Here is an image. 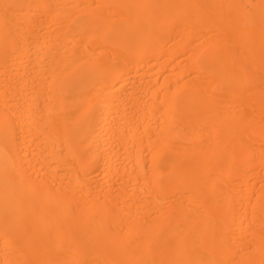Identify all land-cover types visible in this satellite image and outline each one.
<instances>
[{
    "label": "bare ground",
    "instance_id": "1",
    "mask_svg": "<svg viewBox=\"0 0 264 264\" xmlns=\"http://www.w3.org/2000/svg\"><path fill=\"white\" fill-rule=\"evenodd\" d=\"M0 209L79 211L71 264H264V0H0Z\"/></svg>",
    "mask_w": 264,
    "mask_h": 264
},
{
    "label": "rangeland",
    "instance_id": "2",
    "mask_svg": "<svg viewBox=\"0 0 264 264\" xmlns=\"http://www.w3.org/2000/svg\"><path fill=\"white\" fill-rule=\"evenodd\" d=\"M5 211V212H4ZM15 211H18V210H10V209H0V231L5 235V233H4V231H5V229L3 228V226L8 230L9 228V230H10V232H11V230H12V228H14V226H15V229H17V230H15V229H13L14 230V232L16 231V232H18V233H16L17 234V236L15 237V233H13V236L11 237V240H12V243L13 244H15V243H17L18 241H16V239H20L21 240V242H23V247L22 246H19V245H17V244H15V245H13V246H11L12 245V243L10 244V242H9V238L5 241V239H4V236H1L2 237V241L0 240V244L2 245V246H0V247H3V248H0V250L3 252V256L5 257V258H3V256H2V261L3 260H5L4 261V263L6 264V262H10V263H12L11 262V258L10 257H13V260H15V259H17V258H15L14 259V257L16 256V255H12V256H8L7 254H4V251L6 252V243L7 242H9L8 244H9V248H10V246H11V248L10 249H12V251H13V247H18V248H14V253H16V254H18V253H23V252H26V253H24V257L23 258H25L24 260H23V258H22V260H23V262H20L21 264L23 263H27V264H36V263H38V264H45V263H43L42 261H46V262H48L49 264H71V262H70V259H71V257L70 256H73L75 253H76V255L77 256H79L80 258H78L76 261L78 262H80L82 259H86V258H91V252H92V250H90V249H93V246H94V244L97 242V240H98V234L96 233V231H95V229L93 228V227H89V226H87L86 224H85V222H83V223H79V221L81 222L82 221V219H83V221H85L84 220V217L82 218L81 216H79V215H77L78 216V218H80L81 217V219H78L77 218V216L75 215L77 212H79V211H77V212H75V214H68V215H61L60 214V212H65V213H69V211L70 212H74L73 210H64V211H59V210H57V211H55V210H51V212H52V214H50V211H47V210H33V213L32 214H30V216L32 217V218H29V216H27L28 214H26V213H28L27 212V210L25 211V212H23V210L22 211H19V213L18 212H15ZM45 212H47L44 216H43V214ZM56 214H55V213ZM5 213H6V215H5ZM48 213H49V215L50 216H52V217H50V216H47L48 215ZM41 214V215H40ZM78 214V213H77ZM16 215V216H15ZM18 215H20L19 216V218L21 219H18L17 217H18ZM33 215V216H32ZM35 216H38V218L37 217H35ZM40 216H42V218H41V220L39 221V218H40ZM58 216V217H57ZM68 216V217H67ZM72 216V217H71ZM8 217V218H7ZM45 217V218H44ZM49 217V218H48ZM7 218V219H6ZM13 218V219H12ZM22 218L23 219H25L24 221L22 220ZM34 218V219H33ZM43 218H44V220H43ZM46 218H48V219H50L51 218V222H50V224H52L53 226L51 227V225L49 224V223H47L48 222V220H45ZM53 218V219H52ZM59 218V219H58ZM77 218V219H76ZM5 219V220H4ZM31 219H33V220H31ZM54 219H56V220H54ZM17 220H19V221H17ZM43 220V221H42ZM76 220V221H75ZM10 221V222H9ZM15 221V222H14ZM19 222V223H17V222ZM31 221V222H30ZM50 221V220H49ZM78 221V222H77ZM3 222H4V224H3ZM8 222V223H7ZM13 222V223H12ZM20 222H21V224H20ZM27 222V223H26ZM31 223V225H32V227H31V225H29L30 223ZM76 222V223H75ZM10 223V224H9ZM15 223L17 224V226L15 225ZM26 225H25V224ZM79 223V224H78ZM9 225V227L7 226V225ZM19 224V225H18ZM14 225V226H13ZM22 225V226H21ZM19 226L21 227V228H19ZM68 226V227H67ZM76 226H77V228H76ZM12 227V228H11ZM17 227V228H16ZM23 227V228H22ZM25 227H26V229H27V232H28V234H27V232L26 231H24V229H25ZM33 227H35L34 228V230H33ZM51 227V228H53L52 229V231H50L51 230V228H50V230H49V228ZM71 227H72V229H71ZM74 227V228H73ZM43 228V229H42ZM4 229V231H2ZM21 229V230H20ZM31 229L33 230V232L34 233H32L31 232ZM5 231V232H9V230L8 231ZM12 230V231H13ZM44 232V238H43V235H42V231ZM69 230V231H68ZM74 230H75V232H74ZM35 231H36V233H35ZM41 231V232H40ZM55 231V232H54ZM66 231V232H65ZM72 231H73V233H72ZM22 233V232H25V235L24 236H29V235H31V236H29L30 238L28 239L27 237H24L23 235H19V233ZM30 232H31V234H30ZM2 233H0V234H2ZM12 233V232H11ZM20 233V234H21ZM45 233H47V238L45 237ZM48 233H50V234H53V235H50V234H48ZM34 234V235H33ZM10 235V234H9ZM12 235V234H11ZM67 235V236H66ZM73 235V236H72ZM7 236H8V233H7ZM34 237V240H33V237ZM52 236V237H51ZM10 237V236H9ZM75 237H77L76 239H75ZM85 239V240H83V238ZM5 238H7V237H5ZM15 239V241L13 242V240ZM38 238V239H37ZM56 238V239H55ZM66 238V239H65ZM96 238V239H95ZM4 239V240H3ZM32 239V240H31ZM37 239V240H36ZM46 239V240H45ZM48 239V240H47ZM51 239H53V240H51ZM55 239V240H54ZM82 239V240H81ZM3 241H5V243H3ZM37 241V244H39V245H36V244H34L35 242ZM25 242H27V243H25ZM83 242V243H82ZM88 245H87V244ZM4 244H5V246H4ZM19 244H21V243H19ZM35 246H34V245ZM34 247H33V246ZM24 246L26 247V249L24 250L23 248H24ZM4 247H5V249H4ZM22 247V248H21ZM35 247H37V248H35ZM41 247V248H40ZM85 247H86V249H85ZM87 247H89L88 249H87ZM8 248V247H7ZM35 248V249H34ZM38 248H40V249H38ZM67 249H70V250H67V252H69L70 251V253H68V255L69 256H67V253H66V250ZM84 249H85V251H84ZM26 250H28V251H26ZM35 250V251H34ZM59 250V251H58ZM63 250H65L64 252H62ZM71 250H73L72 252H73V255H72V252H71ZM87 250V251H86ZM1 251H0V254L2 255V253H1ZM38 251H40V252H38ZM88 251H90V253L88 252ZM31 254V257H29L30 255L28 254ZM55 252H58L57 253V255H58V257H59V254L62 256H60V261H59V258L57 257V255H55ZM60 252V253H59ZM62 252V253H61ZM35 253V254H34ZM78 253V254H77ZM71 254V255H70ZM29 255V256H28ZM89 255V256H88ZM42 256V257H41ZM21 257H22V255H21ZM21 257H18V259L20 258V260H21ZM38 257H40V258H38ZM70 257V258H69ZM74 257H75V255H74ZM82 257V258H81ZM11 259V260H8V259ZM31 258V259H30ZM52 258H56L57 259V261L56 260H54V259H52ZM76 258V257H75ZM7 259V260H6ZM40 259H42V261L40 260ZM62 259V260H61ZM56 261V262H55ZM58 261L59 262H61V263H58ZM72 261V260H71ZM42 262V263H41ZM14 263V262H13ZM16 263H17V261H16ZM20 263H17V264H20ZM47 263V264H48Z\"/></svg>",
    "mask_w": 264,
    "mask_h": 264
}]
</instances>
